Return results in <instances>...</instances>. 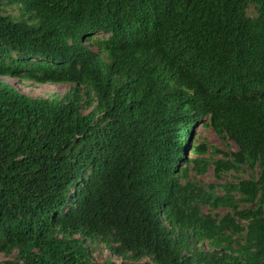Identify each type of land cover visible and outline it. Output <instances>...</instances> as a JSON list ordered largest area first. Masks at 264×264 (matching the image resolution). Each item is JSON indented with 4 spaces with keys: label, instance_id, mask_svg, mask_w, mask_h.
<instances>
[{
    "label": "trees",
    "instance_id": "obj_1",
    "mask_svg": "<svg viewBox=\"0 0 264 264\" xmlns=\"http://www.w3.org/2000/svg\"><path fill=\"white\" fill-rule=\"evenodd\" d=\"M0 78L72 86L0 82L13 264H98L86 241L121 259L101 264H264V0H0ZM194 119L237 149L214 177H252L191 180Z\"/></svg>",
    "mask_w": 264,
    "mask_h": 264
},
{
    "label": "rangeland",
    "instance_id": "obj_2",
    "mask_svg": "<svg viewBox=\"0 0 264 264\" xmlns=\"http://www.w3.org/2000/svg\"><path fill=\"white\" fill-rule=\"evenodd\" d=\"M2 14H9L11 16L17 15V10L12 7H4ZM1 83H7L13 87L18 92L24 94L25 96L36 99V98H60L65 93L69 91L72 87L69 84H37L26 80H19L14 78H0ZM192 127L191 140L198 144H202L206 149V152L202 155L192 156L189 151L186 152L188 158L200 159L203 161V165L206 164V169L204 174H198L195 171H191L189 178L195 180L201 188H205L208 185L219 186L223 182H235L240 179H249L252 177V173L245 169L240 168L238 172H229L228 174L222 176L221 179H217L213 175V162L223 159V154L227 153L229 150L236 151V147L231 142H224L211 128L203 122V120L194 119L191 123ZM218 193H220L218 191ZM219 213H223V210H218ZM89 251L90 257L93 262L101 264L105 261L120 263L121 259L114 255L111 250L110 244L99 242V241H86L84 243ZM13 257H6L0 254V264H6L12 262Z\"/></svg>",
    "mask_w": 264,
    "mask_h": 264
},
{
    "label": "clouds",
    "instance_id": "obj_3",
    "mask_svg": "<svg viewBox=\"0 0 264 264\" xmlns=\"http://www.w3.org/2000/svg\"><path fill=\"white\" fill-rule=\"evenodd\" d=\"M190 138H192V136Z\"/></svg>",
    "mask_w": 264,
    "mask_h": 264
}]
</instances>
